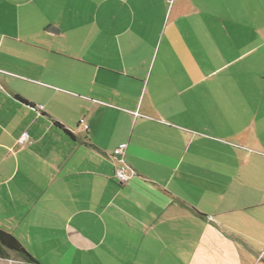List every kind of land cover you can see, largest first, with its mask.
Segmentation results:
<instances>
[{
    "label": "crops",
    "instance_id": "0c3cea01",
    "mask_svg": "<svg viewBox=\"0 0 264 264\" xmlns=\"http://www.w3.org/2000/svg\"><path fill=\"white\" fill-rule=\"evenodd\" d=\"M0 229L39 264H264V0H0Z\"/></svg>",
    "mask_w": 264,
    "mask_h": 264
},
{
    "label": "trees",
    "instance_id": "16d2710c",
    "mask_svg": "<svg viewBox=\"0 0 264 264\" xmlns=\"http://www.w3.org/2000/svg\"><path fill=\"white\" fill-rule=\"evenodd\" d=\"M18 97L22 99L21 96ZM56 124L62 127L67 134H70L58 121H56ZM6 250L17 253L23 264H39L12 233L0 229V257L3 256V252Z\"/></svg>",
    "mask_w": 264,
    "mask_h": 264
},
{
    "label": "built area",
    "instance_id": "2783aa9c",
    "mask_svg": "<svg viewBox=\"0 0 264 264\" xmlns=\"http://www.w3.org/2000/svg\"><path fill=\"white\" fill-rule=\"evenodd\" d=\"M38 109H43V105H39ZM87 127V126H86ZM28 134L24 133L19 141L21 143H25L27 140ZM124 149L122 147L116 149L114 153L112 154V159L115 163V178L120 181L121 183H125L130 179L132 174H135L134 171H132L124 157Z\"/></svg>",
    "mask_w": 264,
    "mask_h": 264
},
{
    "label": "rangeland",
    "instance_id": "374dc122",
    "mask_svg": "<svg viewBox=\"0 0 264 264\" xmlns=\"http://www.w3.org/2000/svg\"><path fill=\"white\" fill-rule=\"evenodd\" d=\"M22 69H21V68ZM15 69V71L19 74H25V71H22V70H25L26 69V65L20 63L18 60L15 61V65L12 67ZM19 78H10V77H6L4 76V80H7L9 83H17V84H20V83H31V81H27V80H23V78L26 79V76L23 75L20 76L18 75ZM22 77V78H20ZM26 85V84H25ZM26 87H28V84L26 85ZM6 262H3L1 261L2 263L0 264H23V262L21 261H18V259H12V260H5Z\"/></svg>",
    "mask_w": 264,
    "mask_h": 264
}]
</instances>
